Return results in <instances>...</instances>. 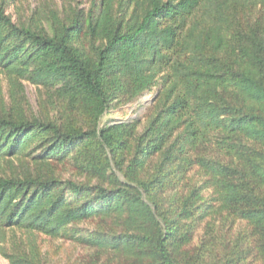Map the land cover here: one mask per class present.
<instances>
[{
  "label": "trees",
  "instance_id": "16d2710c",
  "mask_svg": "<svg viewBox=\"0 0 264 264\" xmlns=\"http://www.w3.org/2000/svg\"><path fill=\"white\" fill-rule=\"evenodd\" d=\"M63 1L62 14L32 24L0 4V76L13 103L0 102V231L29 239L3 256L49 264L30 237L93 222L74 237L94 254L79 264H238L206 261L221 216L248 226L246 245L264 259V0ZM26 82L63 114L21 113ZM155 88L146 124L99 127L115 101ZM36 150L33 161L71 162L76 179L3 170ZM195 169L203 188L188 179ZM205 220L207 239L191 250Z\"/></svg>",
  "mask_w": 264,
  "mask_h": 264
},
{
  "label": "rangeland",
  "instance_id": "374dc122",
  "mask_svg": "<svg viewBox=\"0 0 264 264\" xmlns=\"http://www.w3.org/2000/svg\"><path fill=\"white\" fill-rule=\"evenodd\" d=\"M2 2L7 14L10 15L16 23L20 22L25 24H32L33 22L46 23V18L49 17L52 12L60 15L67 7L63 0H0V4ZM86 46L88 47V45ZM0 92V102H2L6 108H13L11 85L8 79L3 75L0 76ZM158 97L159 90L155 88L138 101L131 103L115 101L111 109L102 117L99 122V127L133 121L146 124L155 112ZM19 100H21L20 104L22 109L18 110L29 117L35 115L42 116L46 113L55 114L56 112L63 114V107L57 110L53 109L44 89L28 82L24 84V92L20 95ZM43 152L44 150H36L31 155L30 153H26L16 157L12 163L6 160L3 161L1 165L4 171H11L16 174H23L24 172L26 173L32 170L35 174L53 172L64 179H76L77 172L72 167L71 162L65 167H62L63 165H57L55 163H43L38 160H32V157H41ZM7 163H11L12 165L10 166L12 168L9 166L6 167ZM188 179H194L199 186L205 182L202 176L197 175V169L189 174ZM201 188H203V186H201ZM211 195V189L202 191V196L204 198L203 203H209L208 199ZM215 220L217 225L220 224V226H222V231H217L220 233L214 235V247H211L210 250L207 249V262L210 261L212 253L214 257L217 258L215 260L219 259L221 262L234 258V260L237 259L238 264H264V259L259 255L256 244L253 243L251 247L246 245L249 241L248 238L245 237L250 233V228L248 226L242 222H229L230 220L227 225H224L222 224L221 216L216 217ZM206 227L207 220L199 223L195 228L192 244L189 246L191 250L201 247L207 239V235L205 234ZM94 229L93 222H85L72 227L59 239H53L38 234H34L30 238L38 245V248L41 249L46 260H49V264H79L84 257L86 260L90 255L93 257L94 254L90 246L78 244L74 237H83ZM24 240L28 241L29 239L24 237V234L21 232L12 230L0 231V264H10L2 253L6 250L11 251Z\"/></svg>",
  "mask_w": 264,
  "mask_h": 264
}]
</instances>
